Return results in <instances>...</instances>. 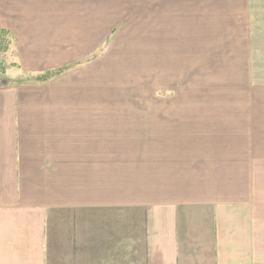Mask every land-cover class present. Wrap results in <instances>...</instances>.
<instances>
[{
  "label": "crops",
  "instance_id": "1",
  "mask_svg": "<svg viewBox=\"0 0 264 264\" xmlns=\"http://www.w3.org/2000/svg\"><path fill=\"white\" fill-rule=\"evenodd\" d=\"M259 4L0 0V264H264Z\"/></svg>",
  "mask_w": 264,
  "mask_h": 264
},
{
  "label": "trees",
  "instance_id": "2",
  "mask_svg": "<svg viewBox=\"0 0 264 264\" xmlns=\"http://www.w3.org/2000/svg\"><path fill=\"white\" fill-rule=\"evenodd\" d=\"M9 48H10V42L8 40H6L4 35H0V86L1 87H8V86L15 83L9 79L8 67H7L5 60L3 59V55L8 52ZM61 72H63V70L57 71V72H47V73L42 74L40 76L30 78L31 80L29 78H27V79L22 78L20 82H24V81L28 80V81H32V82L37 83V84H42V83H46L51 78H53L55 75H58Z\"/></svg>",
  "mask_w": 264,
  "mask_h": 264
},
{
  "label": "rangeland",
  "instance_id": "3",
  "mask_svg": "<svg viewBox=\"0 0 264 264\" xmlns=\"http://www.w3.org/2000/svg\"><path fill=\"white\" fill-rule=\"evenodd\" d=\"M255 1H261L263 4H259L260 6H257L258 8H259V10L260 9H262V11H264V0H255ZM263 20H262V16H260L259 18H257V26L255 27V31H256V33H258L259 34V36H257L256 35V38H257V47L258 48H261V46H263L264 45V38H263V40L261 39V36H262V34H263V30H262V22ZM260 42L262 43V45L260 44ZM264 47V46H263ZM259 52H257L256 53V55H258L259 56Z\"/></svg>",
  "mask_w": 264,
  "mask_h": 264
}]
</instances>
